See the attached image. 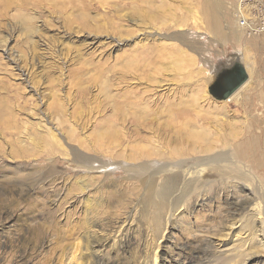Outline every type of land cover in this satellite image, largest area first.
<instances>
[{
    "label": "rangeland",
    "instance_id": "1",
    "mask_svg": "<svg viewBox=\"0 0 264 264\" xmlns=\"http://www.w3.org/2000/svg\"><path fill=\"white\" fill-rule=\"evenodd\" d=\"M4 1L0 264H264V33L233 0Z\"/></svg>",
    "mask_w": 264,
    "mask_h": 264
},
{
    "label": "water",
    "instance_id": "2",
    "mask_svg": "<svg viewBox=\"0 0 264 264\" xmlns=\"http://www.w3.org/2000/svg\"><path fill=\"white\" fill-rule=\"evenodd\" d=\"M248 79L243 55L232 52L228 59L211 72L207 85L209 94L217 101L228 99Z\"/></svg>",
    "mask_w": 264,
    "mask_h": 264
},
{
    "label": "built area",
    "instance_id": "3",
    "mask_svg": "<svg viewBox=\"0 0 264 264\" xmlns=\"http://www.w3.org/2000/svg\"><path fill=\"white\" fill-rule=\"evenodd\" d=\"M254 0H233L231 12L237 24L249 32L264 33V0L253 4Z\"/></svg>",
    "mask_w": 264,
    "mask_h": 264
},
{
    "label": "bare ground",
    "instance_id": "4",
    "mask_svg": "<svg viewBox=\"0 0 264 264\" xmlns=\"http://www.w3.org/2000/svg\"><path fill=\"white\" fill-rule=\"evenodd\" d=\"M3 1H4V0H3ZM6 1L8 2V4H9L10 6H13V5H11V3H13V0H6ZM6 1H4V3H5ZM74 1H76V0H74ZM18 2H19V1H18ZM23 2H24V0H23ZM14 3H15L14 5L18 7V5L16 4L17 2L14 1ZM0 4H1V3H0ZM6 4H7V3H6ZM8 4H7V5H8ZM26 4H27V3H26ZM23 5H24V4H23ZM23 5L20 6L21 9L24 8ZM213 5H214V4H213ZM3 6H4V5H3ZM10 6H9V7H10ZM26 6H27V5H26ZM67 6H68V5H67ZM73 6H74V5H72V7H73ZM85 6H86V5H85ZM4 8H5V7H4ZM69 8H70V7H69ZM1 9H2V7H1ZM4 11H5V10H4ZM215 13H216V12H215ZM87 16H88V14H87ZM95 20H96V19H95ZM32 21H33V19H32ZM87 22H88V21L85 19L84 21H82V24H81V25H82V26H84V25H88ZM89 23H91V22H89ZM28 25H30V24H28ZM30 26H31V25H30ZM214 27L217 28V29H220V28H218L217 26H214ZM215 30H216V29H215ZM0 43H1V41H0ZM1 47H2V46H1ZM4 48H5V47L3 46V50H4ZM3 50H2V51H3ZM244 84H246V83H243L239 88H241L242 86H244ZM239 88H238V89H239ZM238 89H237V90H238ZM237 90H236V91H237ZM232 95H233V94H232ZM232 95H231V96H232ZM231 96H230V97H231ZM230 97H229V98H230ZM229 98L226 99V100H229ZM243 207H244V206H243L242 204L235 203L234 206H233V211H232V212H234L235 214H239L240 210H242Z\"/></svg>",
    "mask_w": 264,
    "mask_h": 264
}]
</instances>
